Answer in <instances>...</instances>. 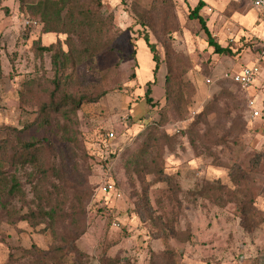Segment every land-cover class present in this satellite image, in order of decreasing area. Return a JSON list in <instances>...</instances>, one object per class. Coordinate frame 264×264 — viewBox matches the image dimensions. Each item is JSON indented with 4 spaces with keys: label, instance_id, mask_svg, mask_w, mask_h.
Listing matches in <instances>:
<instances>
[{
    "label": "rangeland",
    "instance_id": "1",
    "mask_svg": "<svg viewBox=\"0 0 264 264\" xmlns=\"http://www.w3.org/2000/svg\"><path fill=\"white\" fill-rule=\"evenodd\" d=\"M101 2V29L73 36L78 48L89 50L73 54L61 77L74 94H103L80 105L68 134L59 115L48 130L35 123L37 99H48L54 76L52 52L37 48L60 40L67 50V36L43 33L20 0L2 1L0 138L26 125L30 135L51 134V158L63 161L69 172L58 228L70 241L63 248L67 255L52 259L56 238L47 223L33 228L24 220L8 222L0 211V264H101L103 258L118 264H264V222L246 232L237 211L242 200L252 198L264 217L263 12L244 0ZM199 2L212 37L231 54L215 53L199 20L189 18ZM26 19L38 24L26 26ZM145 35L162 60L155 77ZM167 60L178 68V105L166 102ZM254 63L260 74L246 89L225 77ZM30 80L40 83L38 98L22 103ZM148 87L152 105L146 101ZM250 100L260 112L256 118ZM155 125L159 146L143 155L146 166L133 165ZM110 131L115 138L105 160L97 149ZM206 182L227 186L222 201L192 195ZM109 183L111 192L104 190ZM33 244L48 253L26 252ZM167 252H173L169 263Z\"/></svg>",
    "mask_w": 264,
    "mask_h": 264
},
{
    "label": "trees",
    "instance_id": "2",
    "mask_svg": "<svg viewBox=\"0 0 264 264\" xmlns=\"http://www.w3.org/2000/svg\"><path fill=\"white\" fill-rule=\"evenodd\" d=\"M2 1L0 0V7ZM20 8L22 10L27 9L33 18L42 23L43 33H57L67 36L65 39L66 44H68L67 50H64L60 40L58 44L41 45L37 48L38 53L52 52L54 76L51 83L53 89L49 91L48 99H37L40 83L30 80L25 83V91L21 93V102L27 104L33 99L38 100V120L36 119L35 122L38 124V128L48 130L51 126L53 127L54 116L59 115L64 119V129L69 134L80 105L83 102H95L103 94L97 97L74 94L62 85L61 77L68 61L73 59V54L77 53L78 56H83L89 50L87 47L78 48L73 36H81L86 33L93 35L101 29L102 2L101 0H20ZM201 8L202 3L199 2L195 8L190 10L189 18L199 20L208 36L210 45L214 47L215 53L219 55L231 54L228 48L222 47L212 37L200 14ZM140 22L144 24L142 20ZM144 40L155 63L153 69V76L155 77L162 61L161 56L148 35L144 36ZM181 88L178 68L170 60H167V77L164 90H166L168 105L174 103L178 105L181 102ZM146 90V101L152 105L150 87ZM197 124L196 122L191 124L189 128L191 133ZM30 127L31 125H26L20 130L14 129L6 137L0 138V211L5 215L8 222L14 223L24 220L33 228L43 222L47 223L45 228H49L56 238L51 258L54 259L58 254L59 257H64L67 253L63 248L64 245H69L70 239L69 235L61 233L58 225L60 218L63 217L65 210L63 208L68 197L66 187L62 185L64 178L69 174L68 168L63 161L59 163L56 159L51 158V155L55 153L51 134L46 136L30 135L28 131ZM156 128V125L148 128L147 141L141 148V152L134 155L133 165L140 168L146 166L143 155L150 152L153 147L159 146L160 137L157 136ZM102 139L97 149L99 156H101L99 152L104 150ZM101 158L104 159L103 156ZM153 162L155 163V161ZM139 167L136 168V171L141 172L142 169ZM146 169L147 172L153 171V169ZM22 178H25L26 182ZM239 178L232 175L235 182H239ZM25 183L30 186L29 191L25 189ZM226 191L227 186L224 184L206 182L200 188L193 190L192 195L212 201L216 199L222 201ZM28 192L33 194V199L30 201L28 200ZM14 201H18L20 206L16 207L13 204ZM25 207L27 211L23 212L22 209ZM237 211L240 217V225L246 232L256 230L264 222V217L260 216L252 198L242 200L237 206ZM189 240L186 239V241ZM37 248L33 244L30 251L27 250L26 252L45 255L48 253ZM172 254L173 252H167L168 263ZM35 256H37L36 260L41 258L40 255ZM35 264L38 262L36 261ZM101 264H118V262L116 258H103Z\"/></svg>",
    "mask_w": 264,
    "mask_h": 264
},
{
    "label": "built area",
    "instance_id": "3",
    "mask_svg": "<svg viewBox=\"0 0 264 264\" xmlns=\"http://www.w3.org/2000/svg\"><path fill=\"white\" fill-rule=\"evenodd\" d=\"M249 1L253 4V6L255 5L257 9L264 11V0H249ZM24 23L26 26L38 24L37 21L32 19H26ZM259 73H260L259 66L257 64H254V65L244 66L239 71L232 74L226 73L225 77L230 78L236 84L246 89L250 87V85L253 83L254 79ZM207 82H210V80L208 79ZM249 108L251 110L253 118L259 116L260 112L255 106V100L249 101ZM114 138H115V134L112 131H110L102 139L104 150H101L99 154L103 156L105 160H108L111 155L110 146H112L111 141L114 140ZM107 189H109L111 192L114 189L113 183H109L104 190Z\"/></svg>",
    "mask_w": 264,
    "mask_h": 264
},
{
    "label": "crops",
    "instance_id": "4",
    "mask_svg": "<svg viewBox=\"0 0 264 264\" xmlns=\"http://www.w3.org/2000/svg\"><path fill=\"white\" fill-rule=\"evenodd\" d=\"M230 1H237V2H238V1H241V0H230ZM244 1H248V2H250L249 0H244ZM250 3H251V2H250ZM258 10H260V9H258ZM260 11H262L263 14H264V11H263V10H260ZM263 20H264V16H263ZM254 64H257V63H254ZM254 64H252V65H254ZM241 68H242V67H241ZM241 68H240V69H241ZM259 74H260V73H259ZM259 74H258V75H259ZM258 75H257L256 78L254 79L253 83H255L256 80L258 79ZM253 83H252V84H253ZM252 84H251V85H252ZM251 85H250V86H251Z\"/></svg>",
    "mask_w": 264,
    "mask_h": 264
}]
</instances>
